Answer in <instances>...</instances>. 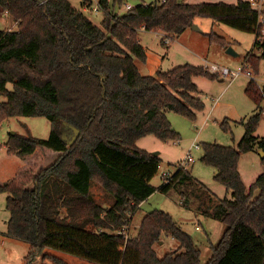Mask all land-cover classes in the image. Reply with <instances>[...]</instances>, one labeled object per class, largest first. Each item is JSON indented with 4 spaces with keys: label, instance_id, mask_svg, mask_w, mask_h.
Returning a JSON list of instances; mask_svg holds the SVG:
<instances>
[{
    "label": "trees",
    "instance_id": "obj_1",
    "mask_svg": "<svg viewBox=\"0 0 264 264\" xmlns=\"http://www.w3.org/2000/svg\"><path fill=\"white\" fill-rule=\"evenodd\" d=\"M125 2L98 0L103 16L97 25L70 0H0V9L16 23L14 30L0 28V121L25 115L51 122L46 138L8 135L7 151L23 164L0 182V193L7 194L6 234L28 244L23 264H200L192 237L163 210L147 213L135 234H123L130 215L155 190L195 184L207 191L200 199L208 205L198 209L226 225L207 264H264V172L247 188L238 169L241 153L264 152V136L254 134L264 84L251 79L245 87L259 112L243 121L236 147L202 145L201 160L217 168L213 178L230 191V197L217 199L179 162L167 182L150 184L161 158L138 140H179L168 111L195 118L204 104L194 77L218 74L186 63L143 75L134 62L147 57L138 40L142 29L162 32L165 42L197 17H209L257 36L256 11L247 0H163L115 13ZM209 38L227 46L219 35ZM254 47L258 53H249L245 62L256 72L264 37H256ZM260 162L264 167V156ZM31 165L36 168L28 176ZM93 180L110 194L109 206L94 200ZM163 232L180 246L159 258L154 244Z\"/></svg>",
    "mask_w": 264,
    "mask_h": 264
},
{
    "label": "rangeland",
    "instance_id": "obj_2",
    "mask_svg": "<svg viewBox=\"0 0 264 264\" xmlns=\"http://www.w3.org/2000/svg\"><path fill=\"white\" fill-rule=\"evenodd\" d=\"M70 2L76 8L83 10L93 23L100 25L102 11L91 9L97 5V0H70ZM150 2L161 3V0H126L125 4L134 6ZM125 4L120 8L115 7V13L121 14L126 11ZM83 6L89 7L84 9ZM195 24L199 26V31L189 27L178 36L169 38L168 42L163 41L165 36L162 32L140 30L138 40L145 47L147 57L145 61L134 57L139 71L143 75H155L159 69L165 71L186 63L197 66L215 64L219 67L236 70L243 64L248 65L245 59L249 53H258L254 47L256 33L253 31L240 30L209 17H197ZM0 28L4 30L16 29L15 20L10 13L1 9ZM210 34L223 37L227 46L210 40ZM228 47H231L236 54L228 53L226 51ZM248 70L250 75L243 72L233 80L219 74H216L215 78L205 75L195 76L193 80L199 91L198 96L204 104L203 108L196 111L193 119L173 111L167 113L172 127L179 133V140L162 141L153 135H147L139 140L138 145L141 148H146L152 153L156 152V155L161 158L158 171L150 180V184L158 188L163 183L161 173L163 171L174 173L187 149L192 144H198L199 148H192L191 154L194 161L187 165L188 171L217 199L230 197V191L213 178L217 168L201 160L202 145L203 143H216L236 147L237 142L244 134L243 121L259 112V108L264 106V101H261L257 108L244 91L251 79H254L259 87L264 84V59L259 60L256 72L249 65ZM2 99L3 97L0 96V100ZM50 128L51 122L44 116L17 115L0 121L1 183L9 181L22 163L19 156L7 151L8 135L15 132L30 133L34 137L46 138ZM254 134L258 137L264 136V123L261 115ZM29 167L30 169L26 173L28 176L32 175L31 172L36 168L34 165ZM238 167L247 188L260 173L264 172L260 155L256 150L241 153ZM190 185L189 189L187 185L179 187L184 191L182 194V190L179 188H172L168 192L155 190L130 215L129 223L125 229L131 236L136 233L142 218L147 213L155 209L163 210L169 213L180 228L192 237L200 250V264H207L212 255V246L219 242L226 225L198 209L200 203L208 205V202L200 199L206 196L207 191L199 185ZM90 189L94 200L101 205L109 206L112 202L110 194L105 192L96 180L92 181ZM254 193L257 195L258 190H255ZM6 196V193H0V264H23V258L28 254L29 246L6 234L9 218ZM179 246L178 240L163 232L160 239L154 244V249L157 256L161 258L166 253L177 250Z\"/></svg>",
    "mask_w": 264,
    "mask_h": 264
},
{
    "label": "built area",
    "instance_id": "obj_3",
    "mask_svg": "<svg viewBox=\"0 0 264 264\" xmlns=\"http://www.w3.org/2000/svg\"><path fill=\"white\" fill-rule=\"evenodd\" d=\"M163 1V0H161ZM249 3V6L254 9L257 13V27L259 26V33L256 36L258 40H261L262 37H264V0H247ZM89 6H83L84 9H87ZM132 6H130L129 4H125V8L126 9H130ZM93 11H98L99 10V4H98V0H97V5L94 6L93 8H91ZM16 25V23H15ZM169 38L165 39V42H168ZM205 68L213 73H217L222 77H228L230 80L235 79L236 77H238L241 73L245 72L247 75H250V71L248 70V66L246 64H243V66H239L236 70H231L227 67H219L215 64H211L210 66L206 65ZM260 114L262 116L263 119V123H264V106L260 108ZM177 142H179L177 140ZM199 148L198 144H192L186 151L184 157L182 160L179 161V165L183 168H187V165L190 162L194 161V158L191 154L192 148ZM172 172L170 171H163L161 173L162 176V180L167 182L170 178H171ZM123 234H125L126 236L128 235V231L125 229V231H123Z\"/></svg>",
    "mask_w": 264,
    "mask_h": 264
},
{
    "label": "water",
    "instance_id": "obj_4",
    "mask_svg": "<svg viewBox=\"0 0 264 264\" xmlns=\"http://www.w3.org/2000/svg\"><path fill=\"white\" fill-rule=\"evenodd\" d=\"M191 27L193 28V29H195V30H200V28H199V26L197 25V24H195V23H193L192 25H191ZM228 53H231V54H236L235 53V51L231 48V47H228L227 48V50H226ZM78 134V130H75V136H73V138L71 139V140H69L68 141V144H71V143H73L74 142V140L76 139V135ZM62 138L64 139L65 138V136L62 134ZM154 155H156V152L155 153H153ZM259 155L261 156V157H263L264 156V152L262 151V150H259Z\"/></svg>",
    "mask_w": 264,
    "mask_h": 264
},
{
    "label": "crops",
    "instance_id": "obj_5",
    "mask_svg": "<svg viewBox=\"0 0 264 264\" xmlns=\"http://www.w3.org/2000/svg\"><path fill=\"white\" fill-rule=\"evenodd\" d=\"M187 1H189V2H200V1H208V0H187ZM209 1H211V2H215V1H225V2H231V3H234V2H236V0H230V1H227V0H209ZM195 23V22H194ZM143 30V29H142ZM143 138V137H142ZM142 138H140L139 140H141ZM139 140H138V142H139ZM144 149H146V148H144ZM147 150V149H146ZM258 153H259V151H257ZM21 164H23V161H22V163ZM160 166V165H159ZM238 169H239V167H238ZM239 172H240V170H239ZM240 175H241V172H240ZM241 178H242V176H241ZM245 184V183H244ZM28 245V244H27Z\"/></svg>",
    "mask_w": 264,
    "mask_h": 264
}]
</instances>
